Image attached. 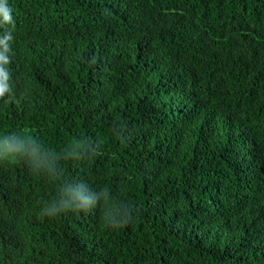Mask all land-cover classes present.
Segmentation results:
<instances>
[{
	"label": "trees",
	"instance_id": "obj_1",
	"mask_svg": "<svg viewBox=\"0 0 264 264\" xmlns=\"http://www.w3.org/2000/svg\"><path fill=\"white\" fill-rule=\"evenodd\" d=\"M0 264H264V0H4Z\"/></svg>",
	"mask_w": 264,
	"mask_h": 264
},
{
	"label": "clouds",
	"instance_id": "obj_2",
	"mask_svg": "<svg viewBox=\"0 0 264 264\" xmlns=\"http://www.w3.org/2000/svg\"><path fill=\"white\" fill-rule=\"evenodd\" d=\"M0 7H4V0H0ZM10 19H11V17L8 16V15H7V12H6V16H5V14H4V20H5V21H8V20H10ZM67 207L72 208L73 210L76 209V205H75V204H68ZM81 207H83V205H81Z\"/></svg>",
	"mask_w": 264,
	"mask_h": 264
},
{
	"label": "snow or ice",
	"instance_id": "obj_3",
	"mask_svg": "<svg viewBox=\"0 0 264 264\" xmlns=\"http://www.w3.org/2000/svg\"><path fill=\"white\" fill-rule=\"evenodd\" d=\"M5 16H6V12H5Z\"/></svg>",
	"mask_w": 264,
	"mask_h": 264
}]
</instances>
